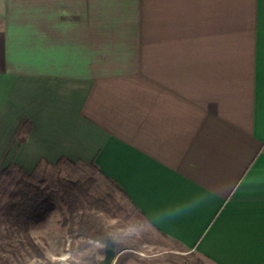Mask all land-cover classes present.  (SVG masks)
Segmentation results:
<instances>
[{
	"label": "crops",
	"instance_id": "obj_1",
	"mask_svg": "<svg viewBox=\"0 0 264 264\" xmlns=\"http://www.w3.org/2000/svg\"><path fill=\"white\" fill-rule=\"evenodd\" d=\"M9 159L86 164L174 252L264 264V0H0ZM115 241L124 264L181 262Z\"/></svg>",
	"mask_w": 264,
	"mask_h": 264
},
{
	"label": "rangeland",
	"instance_id": "obj_2",
	"mask_svg": "<svg viewBox=\"0 0 264 264\" xmlns=\"http://www.w3.org/2000/svg\"><path fill=\"white\" fill-rule=\"evenodd\" d=\"M9 161L10 159L4 166L9 165ZM10 169L0 179V199H3L2 201L6 199L15 182L23 176L56 191L53 207L44 219L34 220L30 229L33 238L44 247L46 256L31 258L22 252L24 253L23 264H103L105 242L102 238H106L105 233L94 238L92 235L82 234L78 231V225L72 224L71 211L67 205L70 198L65 194L64 188L68 181L75 180L81 181L89 194L102 197L111 203L110 210L114 211V215L101 214L104 221L101 220L99 225L102 224L104 227L108 224L112 225L111 233L121 247L125 245L134 249L158 247L161 250L167 249L169 256H176L181 262L193 260L192 254L177 253L171 250L178 248V245L157 234L121 196L114 184L96 174L86 164L73 165L66 161L57 164L42 160L38 167L26 176L22 172L24 168L18 164H10ZM79 218L80 216L76 217L75 221ZM13 240L16 242V239ZM21 250L23 251V248ZM0 264H3L1 260Z\"/></svg>",
	"mask_w": 264,
	"mask_h": 264
},
{
	"label": "trees",
	"instance_id": "obj_3",
	"mask_svg": "<svg viewBox=\"0 0 264 264\" xmlns=\"http://www.w3.org/2000/svg\"><path fill=\"white\" fill-rule=\"evenodd\" d=\"M10 170V165L2 167L0 179ZM22 172L25 176L31 174L25 169H22ZM81 185L79 181H68L65 184L64 192L70 198L67 205L71 211V221L73 225L75 223L78 225V231L82 234L97 238L104 234V227L102 224L99 225L98 216L83 200L84 197L87 198L88 193L82 190ZM55 194L54 189H49L23 176L15 182L6 199L4 201L0 199V260L3 264H14L15 262L23 264L24 253L31 258L46 256L44 247L33 238L30 229L34 220L44 219L53 207ZM78 216L80 218L75 221ZM13 239H16V242ZM102 239L105 242L103 247L105 258L102 263L124 264L129 255L120 253L115 239L112 237ZM180 264L204 263L193 255V260L180 262Z\"/></svg>",
	"mask_w": 264,
	"mask_h": 264
}]
</instances>
